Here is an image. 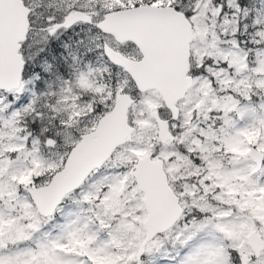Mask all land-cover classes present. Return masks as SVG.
<instances>
[{
  "label": "snow or ice",
  "instance_id": "snow-or-ice-1",
  "mask_svg": "<svg viewBox=\"0 0 264 264\" xmlns=\"http://www.w3.org/2000/svg\"><path fill=\"white\" fill-rule=\"evenodd\" d=\"M0 264H264V0H0Z\"/></svg>",
  "mask_w": 264,
  "mask_h": 264
}]
</instances>
